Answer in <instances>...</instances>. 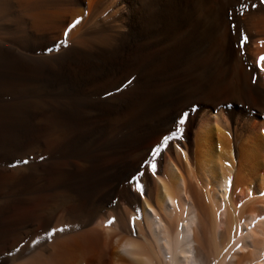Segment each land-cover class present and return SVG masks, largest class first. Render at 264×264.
<instances>
[{
	"label": "bare ground",
	"instance_id": "obj_1",
	"mask_svg": "<svg viewBox=\"0 0 264 264\" xmlns=\"http://www.w3.org/2000/svg\"><path fill=\"white\" fill-rule=\"evenodd\" d=\"M262 41V0H0V264H264Z\"/></svg>",
	"mask_w": 264,
	"mask_h": 264
},
{
	"label": "snow or ice",
	"instance_id": "obj_2",
	"mask_svg": "<svg viewBox=\"0 0 264 264\" xmlns=\"http://www.w3.org/2000/svg\"><path fill=\"white\" fill-rule=\"evenodd\" d=\"M262 2H264V0H262ZM245 7L246 6L242 5L241 9H239L241 15L244 14ZM253 7H255V5H253ZM76 23H79V21H76ZM74 26L75 25H72V27H74ZM233 27L235 28L236 26L233 25ZM66 35H67V33H66ZM240 35H241L240 47H241V49H243V45L248 42V36L243 33V30H241ZM261 46L264 47V41L261 42ZM257 67L259 68V70L261 72H264V55H262V56H260L258 58ZM185 116H186V114H185ZM184 123H185V119L184 118H180L177 121L178 125H183ZM172 137L177 138V139L182 138V130L179 127H177L176 131L172 133ZM168 140H169V137H165L163 142H162V145L166 146L167 143H168ZM160 148H161V146H158L156 149L152 150V154H151L152 155V159L146 160L144 162V164L142 165V169L144 167H147V168H149L152 171L153 174H155L156 168H157V165L155 163V156L159 155ZM25 163H27V161H25ZM140 175H143V171H141L136 177H133L132 180L135 181L136 183H139V176ZM227 183H228V189H229V191H231V186H232L231 178H229ZM262 195H264V193H262ZM225 198H227V197H225ZM113 222H114L113 220H109L107 222L106 226L112 224ZM59 231H63V229H59ZM132 231H133V235H135V226H134V224H133V230Z\"/></svg>",
	"mask_w": 264,
	"mask_h": 264
}]
</instances>
